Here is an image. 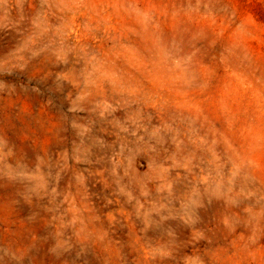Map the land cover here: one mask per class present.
<instances>
[{"label":"rangeland","instance_id":"obj_1","mask_svg":"<svg viewBox=\"0 0 264 264\" xmlns=\"http://www.w3.org/2000/svg\"><path fill=\"white\" fill-rule=\"evenodd\" d=\"M0 264H264V0H0Z\"/></svg>","mask_w":264,"mask_h":264}]
</instances>
